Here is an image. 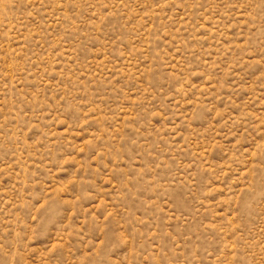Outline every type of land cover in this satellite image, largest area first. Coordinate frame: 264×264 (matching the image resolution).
Instances as JSON below:
<instances>
[{"label": "rangeland", "instance_id": "1", "mask_svg": "<svg viewBox=\"0 0 264 264\" xmlns=\"http://www.w3.org/2000/svg\"><path fill=\"white\" fill-rule=\"evenodd\" d=\"M0 264H264V0H0Z\"/></svg>", "mask_w": 264, "mask_h": 264}]
</instances>
